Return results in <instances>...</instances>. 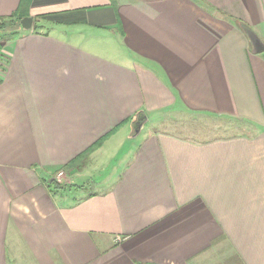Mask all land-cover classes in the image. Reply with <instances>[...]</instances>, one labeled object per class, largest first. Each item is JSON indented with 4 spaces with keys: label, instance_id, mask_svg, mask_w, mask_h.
Listing matches in <instances>:
<instances>
[{
    "label": "crops",
    "instance_id": "crops-1",
    "mask_svg": "<svg viewBox=\"0 0 264 264\" xmlns=\"http://www.w3.org/2000/svg\"><path fill=\"white\" fill-rule=\"evenodd\" d=\"M29 16L0 53V264H264V0H31ZM175 110L253 131L154 125Z\"/></svg>",
    "mask_w": 264,
    "mask_h": 264
},
{
    "label": "rangeland",
    "instance_id": "rangeland-1",
    "mask_svg": "<svg viewBox=\"0 0 264 264\" xmlns=\"http://www.w3.org/2000/svg\"><path fill=\"white\" fill-rule=\"evenodd\" d=\"M10 35L9 31H0V41H6L8 36ZM154 125H156L159 129H171L179 130L187 134H192L193 132H203L202 136H207L209 133H217V134H225L232 132H252L251 126L247 123H242L235 120L220 118V117H212L207 115H200L195 113H189L185 111L175 110L169 113V115L162 120H157ZM217 130V131H216ZM209 136V135H208ZM57 173V171H56ZM63 179V178H62ZM58 184V183H57ZM61 187L69 186L67 181L64 179L62 183L59 184ZM215 264H225L223 263H215ZM228 264H238V262L231 263L229 261Z\"/></svg>",
    "mask_w": 264,
    "mask_h": 264
},
{
    "label": "trees",
    "instance_id": "trees-1",
    "mask_svg": "<svg viewBox=\"0 0 264 264\" xmlns=\"http://www.w3.org/2000/svg\"><path fill=\"white\" fill-rule=\"evenodd\" d=\"M31 4V0H21V3L17 10L10 15L7 18H2L0 20V31H9L10 35L8 37H12L15 35L19 29L22 27L21 21L24 17L29 16V7ZM40 26L35 23L34 28L39 29ZM5 41H0V53H2V48L4 46ZM143 112H138L135 116V119L133 123L135 124L136 121L141 118L143 119ZM126 121L119 124L116 128H114L111 132L103 136L101 139H99L97 142H95L91 147H89L85 152L80 154L79 156L75 157L73 160H71L68 164H66L64 167H62L60 170H64L66 172L70 170H80L84 166V164L87 161V158L89 155L95 151L97 148H99L104 141L110 137L113 133H115ZM133 133H135V130H133Z\"/></svg>",
    "mask_w": 264,
    "mask_h": 264
},
{
    "label": "water",
    "instance_id": "water-1",
    "mask_svg": "<svg viewBox=\"0 0 264 264\" xmlns=\"http://www.w3.org/2000/svg\"><path fill=\"white\" fill-rule=\"evenodd\" d=\"M33 17L32 16H26L22 19L21 24H22V28L29 30L33 27ZM146 120V117L143 116V119L139 118L136 123L134 124V130L135 133H138L141 129V127L143 126L144 122Z\"/></svg>",
    "mask_w": 264,
    "mask_h": 264
},
{
    "label": "built area",
    "instance_id": "built-area-1",
    "mask_svg": "<svg viewBox=\"0 0 264 264\" xmlns=\"http://www.w3.org/2000/svg\"><path fill=\"white\" fill-rule=\"evenodd\" d=\"M64 177H65L64 170H58L54 176L55 183H58V184L62 183V180L64 179Z\"/></svg>",
    "mask_w": 264,
    "mask_h": 264
}]
</instances>
